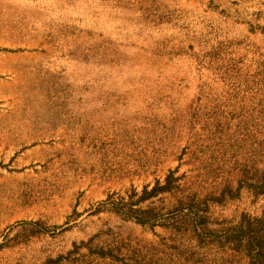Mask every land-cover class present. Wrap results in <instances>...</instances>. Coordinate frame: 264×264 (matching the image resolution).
Masks as SVG:
<instances>
[{"label":"rangeland","instance_id":"374dc122","mask_svg":"<svg viewBox=\"0 0 264 264\" xmlns=\"http://www.w3.org/2000/svg\"><path fill=\"white\" fill-rule=\"evenodd\" d=\"M262 171L264 0H0V264H250Z\"/></svg>","mask_w":264,"mask_h":264},{"label":"trees","instance_id":"16d2710c","mask_svg":"<svg viewBox=\"0 0 264 264\" xmlns=\"http://www.w3.org/2000/svg\"><path fill=\"white\" fill-rule=\"evenodd\" d=\"M175 178L173 171L169 170L163 182L157 180L149 190L144 187L137 201H144L164 191L171 190L174 186L173 181ZM245 185L254 189L255 194H264V171H262V175L257 181L248 182ZM189 208L191 211H194L190 205ZM129 209L132 210L131 207H129ZM133 211L139 213V215L135 217L136 221L144 223L145 219L143 216L147 210L136 208ZM194 214L199 217L200 223L203 224L206 222L204 216H198L196 211ZM223 238L224 241L233 243L235 249H243L245 254L249 256L250 264H264V216H243L237 225L227 228L226 231H224Z\"/></svg>","mask_w":264,"mask_h":264}]
</instances>
